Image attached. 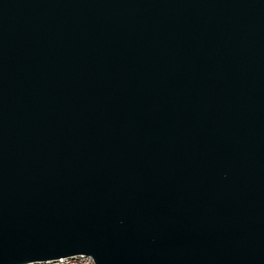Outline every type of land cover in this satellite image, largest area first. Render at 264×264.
Segmentation results:
<instances>
[{
  "label": "water",
  "instance_id": "95a60500",
  "mask_svg": "<svg viewBox=\"0 0 264 264\" xmlns=\"http://www.w3.org/2000/svg\"><path fill=\"white\" fill-rule=\"evenodd\" d=\"M264 264V0H0V264Z\"/></svg>",
  "mask_w": 264,
  "mask_h": 264
},
{
  "label": "built area",
  "instance_id": "2783aa9c",
  "mask_svg": "<svg viewBox=\"0 0 264 264\" xmlns=\"http://www.w3.org/2000/svg\"><path fill=\"white\" fill-rule=\"evenodd\" d=\"M25 264H94L91 256L85 254H76L66 257V261H59V258L54 260H46L43 262H29Z\"/></svg>",
  "mask_w": 264,
  "mask_h": 264
},
{
  "label": "bare ground",
  "instance_id": "6f19581e",
  "mask_svg": "<svg viewBox=\"0 0 264 264\" xmlns=\"http://www.w3.org/2000/svg\"><path fill=\"white\" fill-rule=\"evenodd\" d=\"M66 257H60L59 258V261H66V259H65ZM61 259V260H60ZM94 264H95V262H94Z\"/></svg>",
  "mask_w": 264,
  "mask_h": 264
},
{
  "label": "rangeland",
  "instance_id": "374dc122",
  "mask_svg": "<svg viewBox=\"0 0 264 264\" xmlns=\"http://www.w3.org/2000/svg\"><path fill=\"white\" fill-rule=\"evenodd\" d=\"M66 259V258H65ZM61 260V259H60Z\"/></svg>",
  "mask_w": 264,
  "mask_h": 264
}]
</instances>
